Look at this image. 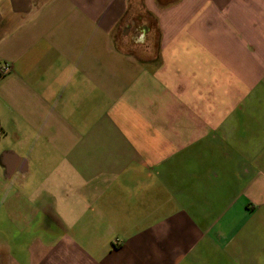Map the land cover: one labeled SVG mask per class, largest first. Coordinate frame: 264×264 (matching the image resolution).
Here are the masks:
<instances>
[{"label": "crops", "instance_id": "1", "mask_svg": "<svg viewBox=\"0 0 264 264\" xmlns=\"http://www.w3.org/2000/svg\"><path fill=\"white\" fill-rule=\"evenodd\" d=\"M3 65L0 264H264V0H0Z\"/></svg>", "mask_w": 264, "mask_h": 264}, {"label": "rangeland", "instance_id": "2", "mask_svg": "<svg viewBox=\"0 0 264 264\" xmlns=\"http://www.w3.org/2000/svg\"><path fill=\"white\" fill-rule=\"evenodd\" d=\"M9 133H10V130H9ZM10 136H11V134L9 135L8 134V139L6 140L5 138H4V136H0V146H3V144L4 145H6L7 147H10L12 144H11V140H10ZM23 137H25V136H23ZM4 139H5V141H4ZM4 142V143H3ZM77 235H78V233L77 232H71L70 233V236H71V239L72 240H74L73 238H77ZM188 256H191V255H188ZM215 258H218V259H220L219 260V262H216L215 264H227L226 263V261L225 260H223L224 258H223V256L222 255H220V254H215ZM189 259H190V257H189ZM181 264H193L192 263V261H189L188 259L187 260H185V262H182Z\"/></svg>", "mask_w": 264, "mask_h": 264}, {"label": "built area", "instance_id": "3", "mask_svg": "<svg viewBox=\"0 0 264 264\" xmlns=\"http://www.w3.org/2000/svg\"><path fill=\"white\" fill-rule=\"evenodd\" d=\"M9 71V68L6 65L0 66V72L6 73Z\"/></svg>", "mask_w": 264, "mask_h": 264}, {"label": "clouds", "instance_id": "4", "mask_svg": "<svg viewBox=\"0 0 264 264\" xmlns=\"http://www.w3.org/2000/svg\"><path fill=\"white\" fill-rule=\"evenodd\" d=\"M69 226H71V225H69Z\"/></svg>", "mask_w": 264, "mask_h": 264}]
</instances>
